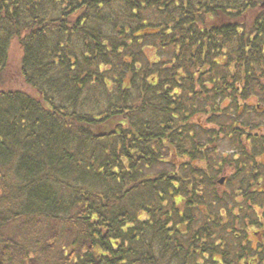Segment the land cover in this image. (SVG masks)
Listing matches in <instances>:
<instances>
[{"label": "trees", "instance_id": "obj_1", "mask_svg": "<svg viewBox=\"0 0 264 264\" xmlns=\"http://www.w3.org/2000/svg\"><path fill=\"white\" fill-rule=\"evenodd\" d=\"M261 153L264 0H0V264H264Z\"/></svg>", "mask_w": 264, "mask_h": 264}, {"label": "flooded vegetation", "instance_id": "obj_2", "mask_svg": "<svg viewBox=\"0 0 264 264\" xmlns=\"http://www.w3.org/2000/svg\"><path fill=\"white\" fill-rule=\"evenodd\" d=\"M255 173H257V172H255ZM222 177H224V176H222ZM254 180H255V178L253 180H251V182L250 181H244V183L242 184L241 189L242 190L247 189L249 191L248 195H250V194L253 195L254 193H258L260 191V189H261L260 188V184L261 183H263V186H264V181L261 182L260 180H257V181H254ZM226 181H227V179H226V176H225L224 177V181L222 182V184H224ZM219 184H221V183H219ZM242 190H240L239 192H241ZM239 197H240V199H238V201L239 202L242 201V203L239 206V208H241V210L243 212H247V210L245 208V205H244V201L246 200L247 203H248V205L252 206V210H253L254 214L255 213L256 214L258 213V211H259L258 210V208H259L258 207V204L250 203V200L251 199L250 198H246V196L241 195ZM244 215H245V218H244V226H246L247 229L243 233H253V236H255V241L254 240L253 241L254 242L259 241V242H261V243L264 244V237H263L264 236V220H263L264 219V216H262V217L261 216H258V218L261 221V225L260 226H256L255 224H253V223L250 222V220H249L250 219V215H247L245 213H244ZM258 228H260V229H258Z\"/></svg>", "mask_w": 264, "mask_h": 264}, {"label": "rangeland", "instance_id": "obj_3", "mask_svg": "<svg viewBox=\"0 0 264 264\" xmlns=\"http://www.w3.org/2000/svg\"><path fill=\"white\" fill-rule=\"evenodd\" d=\"M253 102L255 103V101L253 100ZM253 106H254V104H253ZM257 109V108H256ZM255 109V110H256ZM234 152V150H233V144H231V143H229V141L228 140H223V141H221L220 143H219V154H221V156H223L224 158H226V159H228V162L227 163H225L223 166L221 165V167H220V171L218 172V173H216L215 174V176H216V178L215 179H219L220 177H222V176H226V179L228 178V179H230V178H232V173H233V170H232V168L230 167V164H228L229 163V160L232 158V155L234 154L233 153ZM256 159H257V161L258 162H262V163H264V153H261V154H258L257 155V157H256ZM228 179H227V181H228ZM216 181V180H215ZM225 182L224 184H217L216 185V188H217V191L219 192V193H222V192H224V191H228L229 190V187H231V185L228 183V182ZM230 183H236L237 182V179H231L230 181H229ZM238 199H240V197L238 196ZM239 202V201H238ZM241 203H242V201L241 202H239L238 204L236 203L235 205H238V206H240L241 205ZM264 207V206H263ZM237 208V207H236ZM258 214H260V208H258ZM253 215V214H252ZM264 220V219H263ZM261 224H259V225H257V226H260ZM258 229H260V228H258ZM263 233V232H262ZM250 238H252L254 241H255V236H253V234H250V235H248ZM264 237V236H263Z\"/></svg>", "mask_w": 264, "mask_h": 264}, {"label": "water", "instance_id": "obj_4", "mask_svg": "<svg viewBox=\"0 0 264 264\" xmlns=\"http://www.w3.org/2000/svg\"><path fill=\"white\" fill-rule=\"evenodd\" d=\"M224 181V177H221L218 182L222 184V182Z\"/></svg>", "mask_w": 264, "mask_h": 264}]
</instances>
